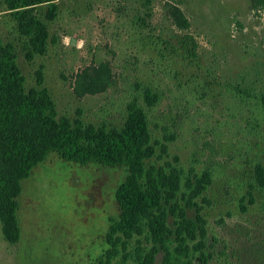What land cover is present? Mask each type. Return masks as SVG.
Returning a JSON list of instances; mask_svg holds the SVG:
<instances>
[{"label": "rangeland", "instance_id": "rangeland-1", "mask_svg": "<svg viewBox=\"0 0 264 264\" xmlns=\"http://www.w3.org/2000/svg\"><path fill=\"white\" fill-rule=\"evenodd\" d=\"M34 7L49 32L47 51L29 59L28 39L0 0V38L15 47L26 88L44 86L59 116L121 128L128 106L147 113L154 147L150 164L172 163L193 185L210 182L187 209L205 228L207 264H264V5L252 0H51ZM166 3L191 22L179 29ZM108 62L112 84L79 96L76 76ZM156 95L148 106L146 91ZM164 144L167 153H163ZM125 168L81 165L51 153L22 181L21 237L5 240L0 221V264H98L112 247L107 234L121 210L115 194ZM173 219H170V223ZM142 240V245L138 242ZM143 237L119 245L110 264H138L152 248ZM140 255V256H139ZM164 264V253L156 256Z\"/></svg>", "mask_w": 264, "mask_h": 264}, {"label": "trees", "instance_id": "trees-1", "mask_svg": "<svg viewBox=\"0 0 264 264\" xmlns=\"http://www.w3.org/2000/svg\"><path fill=\"white\" fill-rule=\"evenodd\" d=\"M49 3V20H53L56 5ZM44 0H6L8 9L28 39V57L44 55L49 32L44 21L34 13L35 6ZM254 7L264 0H252ZM153 0H142L150 7ZM168 16L176 26L188 30L191 22L179 5L166 3ZM112 69L108 62L90 66L76 76L75 93L79 96L105 92L112 84ZM146 103H156V95L148 89ZM264 109V94L262 96ZM128 116L121 128L85 124L59 116L49 90L44 86L42 73L37 74V86L26 88V78L19 67L15 47L0 38V221L5 240L19 242V196L22 181L30 177L36 166L45 162L51 153L83 166L92 163L122 167L126 177L116 190L121 213L112 218L107 242L112 247L98 264H110L119 245L125 250L126 240L136 236L153 242L152 248L138 264H158L156 256L164 253V264H207L206 231L201 217L192 219L187 209L196 205L210 177L204 174L193 185L188 178L183 193L185 207L179 202L183 190L182 171L172 163L162 165L148 162L157 155L149 129L148 116L137 102L128 106ZM167 153L164 144L160 145ZM257 173L264 182V169ZM173 222L170 223V219ZM142 245L143 241L138 240ZM140 256V255H139Z\"/></svg>", "mask_w": 264, "mask_h": 264}]
</instances>
